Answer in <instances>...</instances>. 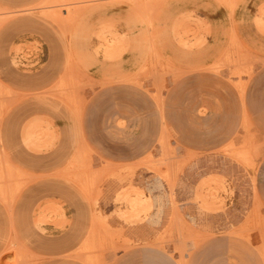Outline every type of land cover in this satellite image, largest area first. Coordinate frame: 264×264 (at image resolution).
I'll return each mask as SVG.
<instances>
[{"label":"rangeland","instance_id":"1","mask_svg":"<svg viewBox=\"0 0 264 264\" xmlns=\"http://www.w3.org/2000/svg\"><path fill=\"white\" fill-rule=\"evenodd\" d=\"M0 264H264V0H0Z\"/></svg>","mask_w":264,"mask_h":264},{"label":"crops","instance_id":"2","mask_svg":"<svg viewBox=\"0 0 264 264\" xmlns=\"http://www.w3.org/2000/svg\"><path fill=\"white\" fill-rule=\"evenodd\" d=\"M156 138H158V137H156ZM152 149H160V143L158 142V140H154V142H153V145H152V147H151ZM137 173V172H136ZM138 174H139V172H138ZM145 176V175H144ZM143 176V177H144ZM121 187L117 184V182L114 180V185H113V193L115 194L119 189H120ZM136 199H137V201H139V200H141L142 198L141 197H139V196H137V197H135ZM134 198V199H135ZM120 225V224H119ZM125 225L126 224H121L120 226L123 228V229H126L127 231H128V233H129V235L130 236H136V234L137 233H140L141 234V232L144 230L143 229V227L141 226V225H135V226H133V225H126V227H125Z\"/></svg>","mask_w":264,"mask_h":264}]
</instances>
